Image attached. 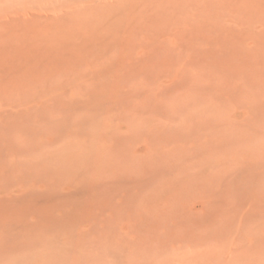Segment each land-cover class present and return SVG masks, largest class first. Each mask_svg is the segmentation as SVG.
<instances>
[{
	"label": "rangeland",
	"instance_id": "374dc122",
	"mask_svg": "<svg viewBox=\"0 0 264 264\" xmlns=\"http://www.w3.org/2000/svg\"><path fill=\"white\" fill-rule=\"evenodd\" d=\"M0 264H264V0H0Z\"/></svg>",
	"mask_w": 264,
	"mask_h": 264
}]
</instances>
